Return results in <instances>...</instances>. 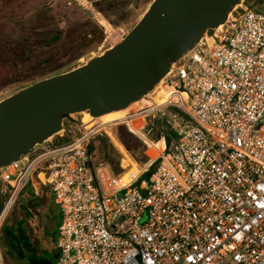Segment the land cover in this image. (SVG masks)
Instances as JSON below:
<instances>
[{
  "label": "built area",
  "instance_id": "obj_1",
  "mask_svg": "<svg viewBox=\"0 0 264 264\" xmlns=\"http://www.w3.org/2000/svg\"><path fill=\"white\" fill-rule=\"evenodd\" d=\"M161 82L162 102L151 91L117 122L69 121L0 170V264L3 228L30 182L57 195L55 264H264V11L245 0ZM148 118L158 140L134 125ZM119 124L146 148L139 168L132 153L115 172L91 151Z\"/></svg>",
  "mask_w": 264,
  "mask_h": 264
},
{
  "label": "water",
  "instance_id": "obj_2",
  "mask_svg": "<svg viewBox=\"0 0 264 264\" xmlns=\"http://www.w3.org/2000/svg\"><path fill=\"white\" fill-rule=\"evenodd\" d=\"M245 0H153L133 28L85 64L33 83L0 101V170L60 133L142 100L212 29ZM89 145V144H88ZM54 192L43 228L55 230ZM51 264L30 258L29 264Z\"/></svg>",
  "mask_w": 264,
  "mask_h": 264
},
{
  "label": "rangeland",
  "instance_id": "obj_3",
  "mask_svg": "<svg viewBox=\"0 0 264 264\" xmlns=\"http://www.w3.org/2000/svg\"><path fill=\"white\" fill-rule=\"evenodd\" d=\"M152 1L0 0V101L35 82L67 72L99 56L133 28ZM247 1L254 7H260L261 0ZM165 116L168 119L169 112ZM75 118L81 119L82 116L75 115ZM135 122L136 127H155L152 138H160V124H152L151 118L146 120L147 124H141V119ZM69 124L66 120L65 125ZM129 128L126 124L112 128V136L121 149L108 136L91 142L92 153L98 150L101 158L111 162L115 172L127 167V162H123L124 154L132 153L134 165L138 168L148 159L146 148ZM149 176H142L137 185L148 180ZM47 207L46 195L38 192L30 182L21 193L6 229L20 231L24 225L29 241L45 247L44 252L57 247L58 228L62 223L60 211L53 215L54 231L46 232L42 227L38 234H34L31 228H27V212L38 211L44 225ZM20 214L22 217L26 214L23 221ZM42 236H46V242ZM3 249L9 264L6 253L9 248L4 246Z\"/></svg>",
  "mask_w": 264,
  "mask_h": 264
},
{
  "label": "flooded vegetation",
  "instance_id": "obj_4",
  "mask_svg": "<svg viewBox=\"0 0 264 264\" xmlns=\"http://www.w3.org/2000/svg\"><path fill=\"white\" fill-rule=\"evenodd\" d=\"M29 219H25L29 225V228L34 232V234H38L40 230L42 229L43 225L42 222V215L38 211H32L29 210L28 212ZM22 217L20 215V219L23 221V218L26 214H23ZM45 222V217H44ZM7 224H5L6 228ZM44 238L45 242L47 241L46 236H42ZM44 248L40 246V244H37L34 246L33 249L29 250H23L21 247H18L15 249H8V255H9V264H29L30 258L37 257L40 259H48L51 264H55L59 257V250L57 247L51 248L47 252H44ZM40 264H48V262L42 261Z\"/></svg>",
  "mask_w": 264,
  "mask_h": 264
},
{
  "label": "trees",
  "instance_id": "obj_5",
  "mask_svg": "<svg viewBox=\"0 0 264 264\" xmlns=\"http://www.w3.org/2000/svg\"><path fill=\"white\" fill-rule=\"evenodd\" d=\"M251 7L257 11H264V0H261L260 7H254L252 3H251ZM148 154L155 157L157 154H159V151L155 147H152L148 151ZM50 190L48 191V189L46 190V188H41L39 191L41 194L46 195L48 206H49L50 198L52 197V194H53V191L52 190L50 191ZM27 228L29 229L28 224H27ZM28 235H26V229L24 228V225L23 227H21L20 231L15 230V232L10 231L4 227L3 232H2V238H1L2 246L3 248L4 246H7L9 249L10 248L15 249V247L16 248L21 247L23 250L33 249L35 246V243L29 241L30 237Z\"/></svg>",
  "mask_w": 264,
  "mask_h": 264
},
{
  "label": "bare ground",
  "instance_id": "obj_6",
  "mask_svg": "<svg viewBox=\"0 0 264 264\" xmlns=\"http://www.w3.org/2000/svg\"><path fill=\"white\" fill-rule=\"evenodd\" d=\"M150 94L154 96L159 102H162L166 97V88L164 82L159 83ZM125 114H126V110H121V111L105 114L99 117L98 119L104 123H113L123 119L125 117ZM93 119L94 118H92L91 120ZM113 141H115L114 138ZM115 143L120 149L122 148L121 145L117 143V141H115ZM134 171L137 172L136 170Z\"/></svg>",
  "mask_w": 264,
  "mask_h": 264
},
{
  "label": "crops",
  "instance_id": "obj_7",
  "mask_svg": "<svg viewBox=\"0 0 264 264\" xmlns=\"http://www.w3.org/2000/svg\"><path fill=\"white\" fill-rule=\"evenodd\" d=\"M95 143H97V142H95ZM98 151V150H97ZM36 189V188H35ZM38 192L40 191V190H38V189H36Z\"/></svg>",
  "mask_w": 264,
  "mask_h": 264
}]
</instances>
